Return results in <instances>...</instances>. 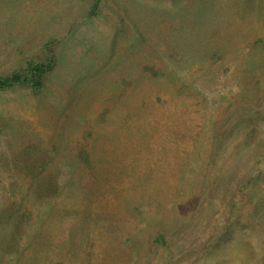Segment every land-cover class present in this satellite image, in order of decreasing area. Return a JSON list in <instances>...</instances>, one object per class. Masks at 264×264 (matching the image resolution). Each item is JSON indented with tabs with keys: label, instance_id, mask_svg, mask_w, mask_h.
<instances>
[{
	"label": "rangeland",
	"instance_id": "rangeland-1",
	"mask_svg": "<svg viewBox=\"0 0 264 264\" xmlns=\"http://www.w3.org/2000/svg\"><path fill=\"white\" fill-rule=\"evenodd\" d=\"M50 39L0 92V264H264V0H0V76Z\"/></svg>",
	"mask_w": 264,
	"mask_h": 264
},
{
	"label": "trees",
	"instance_id": "trees-1",
	"mask_svg": "<svg viewBox=\"0 0 264 264\" xmlns=\"http://www.w3.org/2000/svg\"><path fill=\"white\" fill-rule=\"evenodd\" d=\"M98 1L91 7V14L97 11ZM259 42V41H258ZM61 41L50 39L43 43L45 59L42 61L31 60L25 65L17 68L7 76H0V92L11 91L16 88L30 89L35 94L42 92L49 84L54 72L58 68ZM216 55V54H215ZM241 118L239 119V121ZM239 124V123H238ZM221 133L213 137L212 142L220 138ZM158 242H164V238L159 236ZM11 247V246H10Z\"/></svg>",
	"mask_w": 264,
	"mask_h": 264
}]
</instances>
